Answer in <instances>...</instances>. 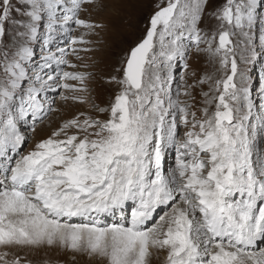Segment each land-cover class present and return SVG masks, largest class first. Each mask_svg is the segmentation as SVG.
<instances>
[{"label":"snow or ice","instance_id":"6c2138e0","mask_svg":"<svg viewBox=\"0 0 264 264\" xmlns=\"http://www.w3.org/2000/svg\"><path fill=\"white\" fill-rule=\"evenodd\" d=\"M258 9L153 0L142 35L100 68L82 53L115 0H0V264H264Z\"/></svg>","mask_w":264,"mask_h":264},{"label":"rangeland","instance_id":"374dc122","mask_svg":"<svg viewBox=\"0 0 264 264\" xmlns=\"http://www.w3.org/2000/svg\"><path fill=\"white\" fill-rule=\"evenodd\" d=\"M115 3L118 12L113 10L104 13V18L110 26L108 31L102 35V42L98 46V50L92 53H82V55L91 56L93 59L98 61V66L100 68H106L117 63L118 59L122 56L123 51L128 47V45L136 41L142 35L147 17L153 11V0H115ZM258 12L264 13V10L258 9ZM209 25V32H211L214 30L212 27L214 22L209 21ZM69 58L74 60L73 57ZM192 62L202 72H207L209 75H213L214 77H219L221 75V72L218 71V58L213 59L208 57L207 54H201L198 58L194 57ZM262 72H264V68L261 67L260 62H257L252 67L251 72L254 87H258ZM94 86L96 87L97 94L101 97V99L106 100L107 95L111 92V89L99 81H97ZM205 90H207V86H205ZM49 95L52 96L55 94L50 93ZM56 99L58 100L59 97L57 96ZM78 109L85 110L84 106L75 105L67 109L64 115L54 111L49 116L46 124L51 122L52 126L56 127L61 119ZM49 131L50 129L45 125H41L37 130L36 138L38 139L41 136H44ZM174 155V152L169 153L166 163H174ZM162 260L163 257L160 258V261ZM160 261H156L154 258V264H160Z\"/></svg>","mask_w":264,"mask_h":264}]
</instances>
